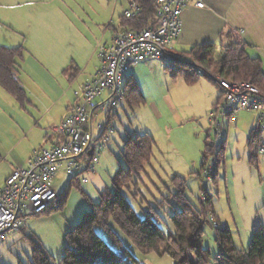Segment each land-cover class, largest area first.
Masks as SVG:
<instances>
[{
    "label": "rangeland",
    "instance_id": "obj_1",
    "mask_svg": "<svg viewBox=\"0 0 264 264\" xmlns=\"http://www.w3.org/2000/svg\"><path fill=\"white\" fill-rule=\"evenodd\" d=\"M123 2L124 8L119 3L118 11L112 18L115 24L120 23L128 5L126 0ZM93 5L103 11L107 0H0V43H22L27 49L19 59L20 64L32 67L30 76L35 77L39 72L44 76L52 68H36L33 60L37 57L30 48L46 45L43 43L48 41V37L55 36V31H58L56 40H62L67 30L69 38L74 36L75 32L70 29L71 19L63 15L72 17L70 11L84 12L83 17L90 24L92 17L89 19L85 14ZM40 12H51V15L55 13L57 16L55 19L51 15L44 18L48 32H41L31 20ZM52 27L55 30H51ZM76 30L74 28L73 31ZM50 45L55 47V40ZM166 64L160 60V67L153 75L144 76L143 86L147 89L145 103L130 105L124 99L118 107V116L112 120L110 127L111 141L101 151L96 170L85 174L88 182L82 181L80 187L73 185L62 207L39 215L30 214L23 220L22 230L8 233L0 244V264H33L36 243L42 244L55 264H60L66 252L68 231L89 209L86 197L98 202L100 192L112 188V178L126 167L122 153L123 140L128 133H147L155 141L150 162L134 177L131 189H123L141 218L150 213L166 235L175 234L171 216L181 207L173 182L176 176H180L186 181L185 195L195 208L202 209L201 199H205L203 186L212 198L216 215H210L205 225L203 246L211 250L213 264H218L219 246L215 229L220 224L229 227L235 246L249 247L254 227L264 225V155L258 154L252 161L249 145V137L259 114L251 110L238 111L232 118L224 120L219 134L210 119L219 93L218 85L205 76H200L196 82H188L183 73L174 76V69L169 68L170 65L167 68ZM97 118L105 123L106 112H101ZM262 137L264 140V133ZM207 139L214 145L215 153L222 150L219 166L215 156L209 161V165L215 163L214 166H218L215 178L207 174L208 164L203 168ZM69 184L70 176L60 171L54 179L58 195H62ZM113 228L134 255L136 264H175L167 253H144L115 224ZM97 231L111 244L101 228Z\"/></svg>",
    "mask_w": 264,
    "mask_h": 264
},
{
    "label": "trees",
    "instance_id": "obj_2",
    "mask_svg": "<svg viewBox=\"0 0 264 264\" xmlns=\"http://www.w3.org/2000/svg\"><path fill=\"white\" fill-rule=\"evenodd\" d=\"M129 3L137 4L139 10L131 18H127L124 14L121 17L120 26L124 29H143L155 24L158 8L155 0H129ZM25 50L23 45L13 47L0 43V85L12 94L21 106L29 103L27 92L17 77L20 67L19 59L23 57ZM174 61L175 65L171 67L174 69L173 75L183 73L188 82H196L200 76H205L218 85L215 75H220L229 81H248L257 86L264 97L262 60L251 56L246 49V44L236 41L232 33L223 36L220 45L204 43L193 46L184 54H174ZM199 68L204 71L203 75L198 74ZM70 69L66 71L69 72ZM124 98L130 105H141L146 102L144 94L132 76L127 77ZM221 100L222 94L215 108ZM117 116V110L109 112L106 123L111 125L112 120ZM262 134L256 122L249 137L252 161L260 154ZM123 142L122 154L126 167L121 168L112 178V188H106L100 192L98 202L86 195L89 209L68 231L66 252L60 264H136L134 255L124 246L113 224L130 237L144 253L150 251L167 253L174 259L175 264H213L211 250L203 246V237L209 216L216 213L212 198L205 187L203 186L202 191L205 199H201L202 209L199 210L185 195L186 181L180 176L175 177L173 182L176 186L175 196L181 209L171 216L176 228L175 234L166 235L150 213L141 218L123 193L124 188L131 189L134 177L150 162L155 144L154 138L147 133L136 135L128 133ZM206 147L203 168L209 165L212 156L217 158L216 164L219 166L222 150L215 153L214 145L209 139L206 141ZM221 149L224 150V146ZM99 161L92 170H85L84 173L94 172ZM217 165L211 172L214 178L217 176ZM85 174L70 176L68 189L62 195H58L49 211L62 207L66 203L71 187L75 184L80 187L83 181L81 175L85 178ZM84 182H88V179ZM97 228H101L106 233L111 244L100 236ZM215 230L216 242L219 246V255L216 258L218 264L264 263V225L254 227L252 241L246 249L235 246L228 226L220 224ZM33 264H55V260L42 244L36 243Z\"/></svg>",
    "mask_w": 264,
    "mask_h": 264
},
{
    "label": "crops",
    "instance_id": "obj_3",
    "mask_svg": "<svg viewBox=\"0 0 264 264\" xmlns=\"http://www.w3.org/2000/svg\"><path fill=\"white\" fill-rule=\"evenodd\" d=\"M123 1L107 0L103 11H99L94 5L91 6L85 16L89 19L92 17V24H88L83 17L84 12L82 14L70 11L72 17L64 14V18L71 19L70 29L75 32L74 36L69 38L67 30L62 40H56L58 31H55V36L48 37V41L43 43L46 45L37 49L30 48L37 57L33 60L36 68L52 69L45 72L44 76L39 72L34 77L30 76L32 67L28 64L26 68L19 62L17 77L29 99L25 106H21L17 99L0 85V189L16 167H28L36 150L55 141L54 127L75 104V91L82 90L83 84L94 78L100 68L99 45L109 43L117 31L124 29L120 23L115 24L112 21L119 3L124 8ZM196 1L198 0H193L183 11L182 31L171 43L169 50L173 54H184L199 44H221L222 37L232 33L236 41L246 44L251 56L262 60L264 70V0H201L205 4L204 7L196 6ZM126 2L128 5L122 16L130 8L129 0ZM50 15L51 12H40L31 20L39 26L41 32H48L43 20ZM51 17L57 18L55 13H52ZM74 28L77 30L73 31ZM51 30L55 28L52 27ZM52 40H55V47L50 45ZM3 45L14 47L23 44ZM159 64L160 60L149 59L134 65L129 73L144 95L147 92L143 86L144 76L153 75L160 67ZM69 68L70 71H66ZM218 89L216 103L221 95V90L219 87Z\"/></svg>",
    "mask_w": 264,
    "mask_h": 264
},
{
    "label": "built area",
    "instance_id": "obj_4",
    "mask_svg": "<svg viewBox=\"0 0 264 264\" xmlns=\"http://www.w3.org/2000/svg\"><path fill=\"white\" fill-rule=\"evenodd\" d=\"M156 22L143 29L117 31L109 43L98 47L100 68L94 78L75 91L76 102L65 118L54 127L53 144L36 150L28 167H16L0 189V244L8 233L20 231L30 214L47 212L58 198L54 179L60 171L69 176L85 174L98 163L101 151L111 141V125L102 122L101 112H114L121 105L130 69L141 62L156 59L175 65L171 43L182 31V14L193 0H155ZM196 6L204 7L198 0ZM139 6L130 4L125 16L137 14ZM203 75L202 69H197ZM215 79L221 88L222 100L210 119L222 132L224 120L236 112H258L257 128L264 133V97L260 89L248 81H229L220 75ZM98 99H100L98 101ZM108 120V119H107ZM264 155V140L259 147ZM215 163L207 167L211 174ZM210 171V172H209ZM82 176L83 181H87Z\"/></svg>",
    "mask_w": 264,
    "mask_h": 264
}]
</instances>
